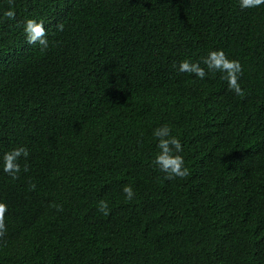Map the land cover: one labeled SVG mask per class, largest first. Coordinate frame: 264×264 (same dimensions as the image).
Segmentation results:
<instances>
[{
    "label": "trees",
    "instance_id": "1",
    "mask_svg": "<svg viewBox=\"0 0 264 264\" xmlns=\"http://www.w3.org/2000/svg\"><path fill=\"white\" fill-rule=\"evenodd\" d=\"M220 49L242 97L220 73L177 70ZM165 124L185 179L152 163ZM22 147L13 180L3 154ZM0 202V264H264V5L0 0Z\"/></svg>",
    "mask_w": 264,
    "mask_h": 264
},
{
    "label": "clouds",
    "instance_id": "2",
    "mask_svg": "<svg viewBox=\"0 0 264 264\" xmlns=\"http://www.w3.org/2000/svg\"><path fill=\"white\" fill-rule=\"evenodd\" d=\"M241 10L256 8L264 5V0H238ZM4 16L8 19H15L14 11H7ZM24 33L27 37V43L36 44L39 42L41 51L46 50L49 47L47 40V32L44 28L43 21L37 22L34 19H27L24 22ZM63 24H58L57 28L63 30ZM201 63L204 65L201 66ZM176 67V65H174ZM181 73L194 74L200 79H204L208 73L215 75L221 74V79L225 80L228 84V90L233 92L237 96H244L245 90L239 83V78L243 73V67L238 60L229 59L224 50H214L203 58L202 62L192 63L185 59L179 63L178 69ZM154 137L158 141L157 147L160 150L152 161L153 165L158 167L159 170L165 173V178L173 180L176 178L185 179L190 175V170L185 166V160L180 153L183 152V145L181 140L172 135V129L167 124L157 128L153 132ZM175 153V154H174ZM23 156L25 159L29 156L27 148H17L3 154V171L10 176L13 180L19 179V173L21 172V165L18 159ZM28 166H23V171L27 172ZM35 189V184L30 186V190ZM123 193L125 198L131 201L134 196V190L131 185H125L123 187ZM56 210L62 211V205H56ZM98 209L105 216L109 215L108 203L101 200L98 205ZM8 211L7 204L0 202V241H3L7 227L5 224V214Z\"/></svg>",
    "mask_w": 264,
    "mask_h": 264
}]
</instances>
